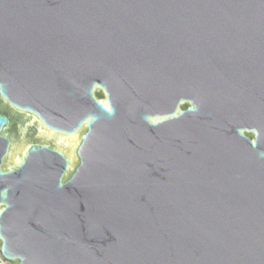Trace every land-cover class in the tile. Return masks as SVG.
<instances>
[{"label": "water", "instance_id": "water-1", "mask_svg": "<svg viewBox=\"0 0 264 264\" xmlns=\"http://www.w3.org/2000/svg\"><path fill=\"white\" fill-rule=\"evenodd\" d=\"M3 101V264H264V0H0Z\"/></svg>", "mask_w": 264, "mask_h": 264}, {"label": "flooded vegetation", "instance_id": "flooded-vegetation-1", "mask_svg": "<svg viewBox=\"0 0 264 264\" xmlns=\"http://www.w3.org/2000/svg\"><path fill=\"white\" fill-rule=\"evenodd\" d=\"M0 107L2 110H4L6 113L11 114L7 109L6 105L4 104V101L2 103H0ZM16 116L15 122L13 124V127L15 128L16 131V138L18 140V144H19V150H23L24 148H26V146L28 144H40L43 142H48L51 143V139L48 137L47 134L42 133H38L37 131V127L34 124V122H32V117L29 118H24L21 115V112L11 108ZM29 115H32L31 113H28ZM21 115V116H20ZM20 116V118H19ZM34 119L38 120L35 116ZM17 158V156H16Z\"/></svg>", "mask_w": 264, "mask_h": 264}, {"label": "built area", "instance_id": "built-area-1", "mask_svg": "<svg viewBox=\"0 0 264 264\" xmlns=\"http://www.w3.org/2000/svg\"><path fill=\"white\" fill-rule=\"evenodd\" d=\"M0 264H3V263L0 261Z\"/></svg>", "mask_w": 264, "mask_h": 264}]
</instances>
